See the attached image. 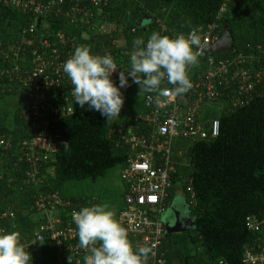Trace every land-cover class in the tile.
Here are the masks:
<instances>
[{"label": "trees", "instance_id": "trees-1", "mask_svg": "<svg viewBox=\"0 0 264 264\" xmlns=\"http://www.w3.org/2000/svg\"><path fill=\"white\" fill-rule=\"evenodd\" d=\"M53 1L56 4L58 2ZM22 2L16 0L14 5H5L0 1V7L12 15L23 17L21 26L30 18L21 9ZM263 2L107 0L101 14H94V18L90 19L91 24L95 18H99L108 28L114 27L112 33L118 38V46L114 48L116 57L110 55L124 71L130 68L133 40H147L150 36L146 27L163 35L174 36L215 22L219 36L224 21L232 38L233 50L210 56L215 64L224 59L229 75L239 74L240 70L246 69L247 82L252 84V96L248 102L243 99L235 102V96H240L230 90L220 92L218 101H204L202 117L198 120L207 133L206 138L179 136L170 142L168 165L172 166V170L169 172L170 185L166 190L168 197L165 203L171 197L173 187L179 186L185 196L186 210L192 225L187 230L190 248L184 253L176 249L171 241L172 235L163 231L157 250L163 264H244L245 252L256 253L264 245V23L254 26L248 24ZM68 6L69 0L59 5L61 11L67 10ZM222 7L225 10L221 11ZM91 10L94 12L92 7ZM66 18L61 14H51L41 18V23L45 22L55 30L58 24H68ZM73 27L76 33L85 30L90 34V41L82 40L79 34L67 43V47L64 46V50L69 49L72 54L77 44L84 43L93 54H105L101 44L108 45V34L92 33L93 29L81 22ZM15 38L5 37L0 38V41L7 44ZM125 50L128 55L122 54ZM203 55L199 56L197 64L189 67L194 79L207 69L208 56L204 58ZM0 83V95L24 93L19 90L17 82H8L5 76H0ZM129 85L122 92L124 104L120 117L107 120L99 112L88 110L86 105L82 108L77 104H74V111L68 115L54 116L49 113L52 108L48 110L47 132L64 145L54 154L47 155L49 159L40 170V174L45 177L39 188L57 192L62 199L70 201L69 210L102 204L100 195H85L74 191V187L84 183L95 185L115 169L119 170V179L122 180L121 172L128 165V154L133 152L129 144L122 140V135L128 132V125L133 124L137 129L133 131L138 135L147 136L154 129L153 126H147L144 119L134 121L137 114L147 112L143 97L148 92L143 95L138 85L131 80ZM161 87L173 86L165 80ZM58 91L60 89L53 92L55 96H58ZM20 111L21 108L15 112L14 128L7 136L10 147L7 150L0 149V160L4 167L1 183H5L19 197L20 208L32 216L36 190L21 182L25 178L27 164L24 159L21 160L19 148L32 128L29 121L22 118ZM212 119L219 120V130L215 137L210 136ZM136 148L134 151L145 150L140 146ZM152 153L154 157L157 155L156 150ZM152 165L163 166L165 161L155 160ZM103 190L102 193L111 200L109 208H114L115 213L125 208L124 191L121 192L116 186L105 187ZM248 218L257 222L256 228L248 227ZM19 231L15 232L21 234ZM21 235L30 236L26 233ZM129 240L134 247L135 239L129 237ZM52 263H55V258Z\"/></svg>", "mask_w": 264, "mask_h": 264}, {"label": "built area", "instance_id": "built-area-1", "mask_svg": "<svg viewBox=\"0 0 264 264\" xmlns=\"http://www.w3.org/2000/svg\"><path fill=\"white\" fill-rule=\"evenodd\" d=\"M0 1L5 5L16 4V0ZM63 1L58 0L56 4L53 0H23L21 9L30 18L19 28L13 41L7 44L0 41V76L7 77L8 82H17L21 92L36 96L34 102L27 105L23 103L20 107L21 116L29 121L32 131L19 147L21 160L24 159L27 164L25 178L21 182L33 186L36 190L32 202L34 218L30 221L33 229L28 233L30 236L19 235L20 242L32 255V264L39 263V251L43 245L55 254L54 264H84V256L87 254L78 248L76 228L71 218L73 211L77 209L69 210L70 201L62 199L57 192L43 191L39 188L45 177L40 174V170L43 163L49 159L47 155L60 150V144L64 145L62 141L50 137L47 132L48 110L52 108L49 113L54 116L68 115L74 111L73 86L62 71V64L72 54L69 49L64 50V46L67 47V43L79 34L82 35V40L90 41L91 35L85 30L77 33L74 30L73 25L80 22L91 27L92 33L109 35L108 45L101 44L105 48V54L115 56L114 48L118 46V38L112 33L113 26L108 28L99 18H95L92 24L90 23L94 14L95 16L101 14L107 0H69L70 6L67 10L61 11L59 5ZM223 10L224 7L221 8V11ZM51 14L66 16L68 24H58L55 30L48 27L45 22L42 24L41 18ZM198 30L202 38L201 55H203L204 50L219 37L218 25L212 22ZM77 46H85V44L79 43ZM122 54L129 53L125 50ZM206 59L207 69L198 78H192L189 72L191 68L188 69L193 87L183 95L162 96L158 91L144 95L143 103L147 112L137 114L134 121L144 119L147 126H153L154 129L149 135H138L133 131L137 130L133 124L128 125L127 134L122 135V140L129 144L133 152L128 154V165L121 172L127 192L124 195L125 208L118 213L117 220L128 231V237L135 239L134 248H151L147 264L164 263L157 250L164 231L160 214L165 204L166 190L170 185L169 172L172 170V166L168 165L170 142L179 136L193 139L207 137L198 120L202 117L205 100L218 101L221 97L220 92L226 90L240 96H235V102L242 99L248 102L252 96V84L247 82L246 69L240 70L239 74L229 75L224 59L216 62L217 64L211 56ZM120 71L121 66H118L111 76L117 84ZM57 89L60 91L57 92L58 96H55L53 92ZM210 124V136L215 137L219 130V120L212 119ZM138 146L145 150L134 151ZM9 147V138H0V149L7 150ZM155 150L157 155L154 157L152 152ZM155 160H164L165 165L154 167L152 162ZM0 172H4L2 161H0ZM1 178L2 174H0ZM18 219L17 210L0 199V231H19ZM247 225L250 229H254L257 227V222L248 218ZM243 263L264 264V245L256 253L245 252Z\"/></svg>", "mask_w": 264, "mask_h": 264}, {"label": "clouds", "instance_id": "clouds-1", "mask_svg": "<svg viewBox=\"0 0 264 264\" xmlns=\"http://www.w3.org/2000/svg\"><path fill=\"white\" fill-rule=\"evenodd\" d=\"M202 47L195 28L187 35L174 36L153 31L147 40H133L130 68L119 72L118 84L111 78L118 67L111 55L93 54L87 46H77L62 64V71L73 86L75 104L86 105L109 120L120 117L124 104L121 89L130 86L129 80L138 85L139 92L158 91L162 96L188 92L193 87L188 69L198 63ZM165 80L173 86L170 90L161 87ZM71 218L78 248L87 253L84 264H147L151 248H134L128 231L107 204L84 206L74 210ZM0 264H32V255L20 242L19 233L0 231Z\"/></svg>", "mask_w": 264, "mask_h": 264}, {"label": "crops", "instance_id": "crops-1", "mask_svg": "<svg viewBox=\"0 0 264 264\" xmlns=\"http://www.w3.org/2000/svg\"><path fill=\"white\" fill-rule=\"evenodd\" d=\"M23 17L21 15H12L9 11L5 10L4 8L0 7V38H11L17 34L19 31V28L21 26V23L23 21ZM264 23V2L260 5L259 9L257 10V13L254 17H252L248 24L251 26L262 24ZM147 31L151 34L153 31L151 28L146 27ZM0 90H1V83H0ZM22 93L21 94H6V95H0V138H8V134L13 130L14 128V114L15 112L22 106L23 100H22ZM1 161V160H0ZM0 174H2L0 172ZM3 178L0 179V199L5 202L8 205H12L17 210L18 214V227L19 232L22 233H29L33 226L30 223L31 219L34 217L31 216L26 210L21 209V201L19 197L16 196L15 193L12 192L9 187L5 185V183H1ZM119 189L121 192L124 191V193L127 192V186L125 182L121 180L119 184ZM168 195L166 196V198ZM124 200V198H123ZM176 206V208L180 211L179 214L176 213V216H188V212L186 210V201L185 196H183V192L181 191L179 186L173 187V191L171 193V197H169L168 202L165 203L163 207V211L161 212V220L163 223V229L166 224V220L169 218L170 213L167 211L172 207ZM169 208V209H168ZM168 209V210H167ZM115 218L117 219L118 213H115V209L112 208ZM123 210V209H122ZM163 213L165 217L163 216ZM168 213V214H167ZM181 222V221H179ZM182 225L183 227H188V229L191 227L190 225H186L185 222ZM192 224V223H191ZM165 233H167L166 228L164 229ZM187 232V230H185ZM182 231V232H185ZM179 233V232H176ZM19 234V235H21ZM169 234V233H168ZM175 234V233H170ZM186 246L187 248H181L183 245L179 246L181 241H176L171 239L173 241L174 246L176 249L180 250L181 252H186L190 248L189 244V235H187ZM55 254L50 251V248L47 246H41L39 251V263L38 264H53Z\"/></svg>", "mask_w": 264, "mask_h": 264}, {"label": "rangeland", "instance_id": "rangeland-1", "mask_svg": "<svg viewBox=\"0 0 264 264\" xmlns=\"http://www.w3.org/2000/svg\"><path fill=\"white\" fill-rule=\"evenodd\" d=\"M145 93L146 92L142 91L143 95ZM141 103H142V98H141ZM59 147L62 148L63 144H60ZM120 182L121 181L119 179V170L115 169V170L109 171L107 178H105L104 180L101 179L98 183H95V185L90 184V183L89 184L84 183V184H81V185L74 187L73 189H74V191H77L79 193H83V194L89 195V196H91V195H98L99 196L100 195L102 204H107L109 206V203L111 202V200L106 198V195L104 193H102L104 191L103 189L105 187H109V186L119 187ZM110 209L112 210V208H110ZM167 212L168 213H175V214L180 213V211L176 208V206H172ZM32 216L34 217V214ZM163 216L165 217L164 213H163ZM171 235H172L171 239L174 240V242H176L178 240L181 241L179 246L185 244V246L183 245L181 248H187L186 241H188L187 240L188 234L186 231L171 234Z\"/></svg>", "mask_w": 264, "mask_h": 264}, {"label": "water", "instance_id": "water-1", "mask_svg": "<svg viewBox=\"0 0 264 264\" xmlns=\"http://www.w3.org/2000/svg\"><path fill=\"white\" fill-rule=\"evenodd\" d=\"M223 25V30L222 33L219 35L216 41H214L212 44H210L205 50H204V55L202 57L218 54L221 52L225 51H232V38L230 35V32L225 24V22H222ZM22 98L25 103H31L34 102L36 99V96L30 95L28 92L22 93ZM183 222V221H181ZM177 222L176 224H169L168 220L165 224V228L167 233H176V232H182L185 230H188V227H183L184 223ZM190 226L192 225L191 223L189 224Z\"/></svg>", "mask_w": 264, "mask_h": 264}, {"label": "flooded vegetation", "instance_id": "flooded-vegetation-1", "mask_svg": "<svg viewBox=\"0 0 264 264\" xmlns=\"http://www.w3.org/2000/svg\"><path fill=\"white\" fill-rule=\"evenodd\" d=\"M22 100H23V98H22ZM23 102H24V100H23ZM167 220H168L169 224H171V223L176 224L178 221H183V222H185L186 225H189L191 223V217H190L189 213H188V216L186 215V217H184V216L178 217V216H176L175 213H170V216ZM167 220H166V222H167ZM164 229H165V226H164Z\"/></svg>", "mask_w": 264, "mask_h": 264}]
</instances>
